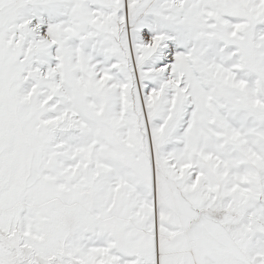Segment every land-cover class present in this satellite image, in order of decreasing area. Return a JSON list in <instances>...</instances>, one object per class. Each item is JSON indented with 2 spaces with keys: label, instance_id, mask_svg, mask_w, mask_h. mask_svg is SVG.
<instances>
[{
  "label": "snow or ice",
  "instance_id": "6c2138e0",
  "mask_svg": "<svg viewBox=\"0 0 264 264\" xmlns=\"http://www.w3.org/2000/svg\"><path fill=\"white\" fill-rule=\"evenodd\" d=\"M0 264H264V0H0Z\"/></svg>",
  "mask_w": 264,
  "mask_h": 264
}]
</instances>
